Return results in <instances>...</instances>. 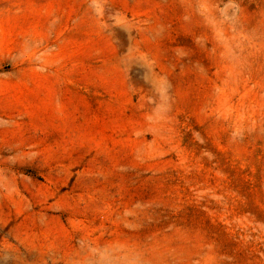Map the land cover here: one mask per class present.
<instances>
[{"label":"rangeland","instance_id":"1","mask_svg":"<svg viewBox=\"0 0 264 264\" xmlns=\"http://www.w3.org/2000/svg\"><path fill=\"white\" fill-rule=\"evenodd\" d=\"M96 8L0 0V264H264V0Z\"/></svg>","mask_w":264,"mask_h":264},{"label":"clouds","instance_id":"2","mask_svg":"<svg viewBox=\"0 0 264 264\" xmlns=\"http://www.w3.org/2000/svg\"><path fill=\"white\" fill-rule=\"evenodd\" d=\"M89 8H91L93 10V12H96L97 11V8H96V0H89ZM145 82L146 83H149L150 86L153 87V90L154 91H157L154 81H149V80L146 79ZM155 111H158V108L155 109Z\"/></svg>","mask_w":264,"mask_h":264}]
</instances>
